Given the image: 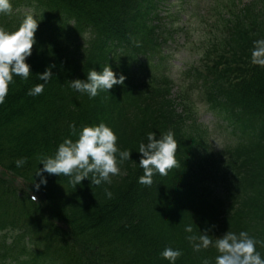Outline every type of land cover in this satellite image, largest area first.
<instances>
[{"label": "trees", "instance_id": "obj_1", "mask_svg": "<svg viewBox=\"0 0 264 264\" xmlns=\"http://www.w3.org/2000/svg\"><path fill=\"white\" fill-rule=\"evenodd\" d=\"M178 1L12 0V12L0 14L9 30L29 12L41 19L26 58L32 73L14 76L0 103V264H169L160 255L166 246L182 249L176 264H215L213 245L196 250L187 239L189 223L213 239L247 230L264 241V66L252 63L253 41L264 38V0H230L226 12L207 0L217 17L213 40L173 70L172 54L193 36L188 27L201 8L200 0ZM174 18L181 24L168 28ZM107 63L125 74L122 85L96 97L70 86ZM49 65L54 76L29 95ZM194 94L225 134L221 147L199 120ZM101 121L132 150L121 174L74 186L44 172L37 189L41 158ZM151 131L174 133L177 167L148 186L138 179V151ZM257 248L264 255V244Z\"/></svg>", "mask_w": 264, "mask_h": 264}, {"label": "clouds", "instance_id": "obj_2", "mask_svg": "<svg viewBox=\"0 0 264 264\" xmlns=\"http://www.w3.org/2000/svg\"><path fill=\"white\" fill-rule=\"evenodd\" d=\"M12 10V0H0V14H10ZM40 20L35 12H29L15 30L0 25V103L5 101L9 86L14 83V76L19 75L27 80L32 73L26 58L32 54L33 45L36 44L35 33ZM253 45L252 63L264 66V38L254 40ZM53 67L54 65H49L38 74L41 82L28 90L29 95L43 92L45 85L54 76ZM125 79L124 73L118 74L107 63L99 71L91 68L85 79L70 80V86L79 92L87 93L89 97H96L101 91L109 93L114 85H122ZM70 127L75 133V124ZM117 141L116 131L104 121L84 125L77 139L65 137L54 155L41 158L43 167L38 168L35 173L40 176L36 188L39 189L40 184L47 183L44 172L68 176L74 186L81 184L85 178L95 185L110 184L113 175L121 174V165L126 160H132V150L120 148ZM138 152L142 154L138 164L144 169V174L138 178L141 184L150 186L154 174L167 176L170 170L177 167V143L172 131L162 132L159 137L155 131L147 133V142H140ZM23 162V159L16 161L18 166ZM105 193L109 198L113 196L109 188H105ZM193 227L191 223L185 225V231L191 234L187 239L193 242L196 250L213 245L218 253L215 256V264H264V255L257 248V244H264V241L250 235L247 230H228L213 239L207 229H200V234H196ZM160 255L167 259L169 264H176V260L182 255V249L166 246ZM202 264L211 262L205 258Z\"/></svg>", "mask_w": 264, "mask_h": 264}, {"label": "rangeland", "instance_id": "obj_3", "mask_svg": "<svg viewBox=\"0 0 264 264\" xmlns=\"http://www.w3.org/2000/svg\"><path fill=\"white\" fill-rule=\"evenodd\" d=\"M248 0H243L244 2H247ZM174 3L180 4L178 0H174ZM201 10L199 13L194 15L191 20V29L193 31V36L185 42L182 40L180 44L177 47V51L172 54V69L179 70V66L183 64H191L193 61L198 57L199 53L202 50V47L208 45L213 40L210 38L215 31V28L213 26L214 19L210 15H204L205 8V0H201ZM178 8H173L172 11L176 10ZM184 19V17H182ZM176 18H174L167 27L170 28L174 23H176ZM181 22L176 23V26H179ZM163 29V28H162ZM184 66V65H183ZM196 104L198 106V117L199 120L209 125L211 130V139L213 143L219 147H221L225 140L226 136L225 134L221 133L220 127L214 121L213 115L211 112H209L207 105L198 99L197 95L194 94Z\"/></svg>", "mask_w": 264, "mask_h": 264}]
</instances>
